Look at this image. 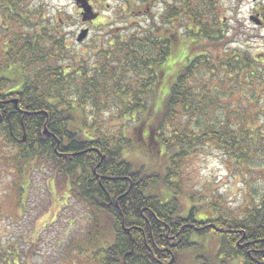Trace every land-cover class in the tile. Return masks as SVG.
Here are the masks:
<instances>
[{
	"label": "trees",
	"instance_id": "1",
	"mask_svg": "<svg viewBox=\"0 0 264 264\" xmlns=\"http://www.w3.org/2000/svg\"><path fill=\"white\" fill-rule=\"evenodd\" d=\"M140 1L151 11L160 0ZM206 1L164 5L155 13L159 22L111 36L90 66L68 51L60 18L47 21L31 0H0V72L16 68L0 75L2 148L13 147L19 173L39 162L64 177L88 208V228L112 235L93 250L80 248L76 258L86 252L94 264H264V56L193 55L225 34ZM181 50L183 64L166 77ZM112 110L130 121L129 137L101 129L98 113ZM75 111L83 117L74 126ZM206 147L249 180L259 177L258 203L230 217L215 198L184 205L188 162ZM137 149L146 163L128 158ZM19 239L0 244V264H26Z\"/></svg>",
	"mask_w": 264,
	"mask_h": 264
},
{
	"label": "rangeland",
	"instance_id": "2",
	"mask_svg": "<svg viewBox=\"0 0 264 264\" xmlns=\"http://www.w3.org/2000/svg\"><path fill=\"white\" fill-rule=\"evenodd\" d=\"M86 1L91 11L83 20L82 14L85 12L81 5ZM180 2L155 1L149 7H153L151 11H146L142 9L140 0H31L33 6L40 7L47 21L60 18L57 29L66 46H69L68 51L78 53L85 60L84 64L90 66L95 61V56L91 57L92 53L108 43L111 36H121V33L129 32L134 26L140 27L146 21L159 22L160 18L155 17L156 11L164 5ZM206 5L211 11L216 10L225 34L215 43L203 42L193 55L198 50L206 49L212 55H222L225 50H245L256 58L264 56V27L249 19L250 15L256 18L254 7L261 6V3L257 5L252 0H207ZM83 30L86 32L78 40ZM183 55L181 50L169 59V68L164 71L166 77H170L183 64ZM76 58L67 62L72 67L77 66ZM12 69L16 68L11 66L2 70L0 75L10 77ZM85 113L89 119L92 114L90 108ZM73 115V125H80V117H83L81 112L75 111ZM98 116L99 125L107 134L116 136L124 131L126 136L131 135L129 126L125 124H130V121L125 122L115 110L108 113L101 111ZM2 146L0 142V244L12 241L15 236L20 237L18 243L25 250L26 264H94L85 257L86 252H82L79 259L76 258L80 256V248L93 250L101 244L102 239L111 238L110 230L98 233L97 228L95 232L88 228V208L73 197L72 187H69L64 177L54 174L47 165L39 162L29 163L19 173L12 159L15 154L13 147ZM199 152L198 158L187 165V195L186 199H182L184 205H201L199 196L215 198L222 202V207L230 217L239 215L246 205L259 202L263 194L259 177L249 180V174L231 165L214 148L206 147ZM128 158L136 164L147 162L139 149L128 154ZM247 180L250 182L248 185ZM19 183L22 189L18 196L16 184ZM19 201L20 205L15 206ZM216 247V242L209 246L210 249ZM192 263L191 259L186 258L183 264ZM236 264L241 263L238 261Z\"/></svg>",
	"mask_w": 264,
	"mask_h": 264
},
{
	"label": "flooded vegetation",
	"instance_id": "3",
	"mask_svg": "<svg viewBox=\"0 0 264 264\" xmlns=\"http://www.w3.org/2000/svg\"><path fill=\"white\" fill-rule=\"evenodd\" d=\"M252 2H256L257 5L261 3V6L254 7L256 18H254L253 15H250L249 19L262 24L264 27V0H252Z\"/></svg>",
	"mask_w": 264,
	"mask_h": 264
},
{
	"label": "water",
	"instance_id": "4",
	"mask_svg": "<svg viewBox=\"0 0 264 264\" xmlns=\"http://www.w3.org/2000/svg\"><path fill=\"white\" fill-rule=\"evenodd\" d=\"M76 1H80V0H76ZM82 6V8H83V10H84V12L85 13H83L82 14V19L84 20L85 19V17H88V15L86 16V14L87 13H89L91 10V6L87 3V1L83 4V5H81ZM93 17H95V14L93 15ZM85 32H86V30H83L82 31V33H81V35H80V38H78V40L79 39H81L82 38V36L85 34ZM16 101V100H15ZM44 132H46V130L44 129Z\"/></svg>",
	"mask_w": 264,
	"mask_h": 264
}]
</instances>
